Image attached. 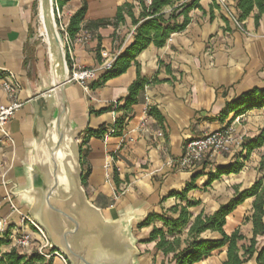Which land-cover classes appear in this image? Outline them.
<instances>
[{
  "label": "crops",
  "instance_id": "obj_1",
  "mask_svg": "<svg viewBox=\"0 0 264 264\" xmlns=\"http://www.w3.org/2000/svg\"><path fill=\"white\" fill-rule=\"evenodd\" d=\"M226 1L234 5V0ZM189 2L173 0L162 14L168 18L172 9ZM125 3L133 6V16L138 19L141 9L137 0H68L60 7L56 6L66 30L70 18L86 6L79 30L69 37L73 61L70 63L66 57L68 67L73 64L98 69L102 62L101 52L120 53L132 43L135 27L131 19L124 14V23L114 25L117 8ZM37 4L38 0H0V106L10 102L1 88L6 80L19 86L17 99L22 104L7 126L11 142L0 139V219H6L10 228L19 231L32 230L28 224H21L22 215L28 217L29 206L19 197L11 196V204L3 199L12 185L17 191L28 188L29 151L47 119L50 107L43 97L52 88L51 62L54 58L48 51L40 7L37 11L39 35L44 39L47 51L39 44L35 33ZM232 11L236 13L235 9ZM187 17L189 22L182 31L172 33L161 48L149 45L135 56L122 75L89 89L88 94L75 84L66 85L65 89L71 117L87 130L105 126L108 131L115 120H125L117 135L106 136L105 133L93 137L84 133L78 138L84 176L82 187L88 202L103 215H124L132 219L131 234L137 240L136 247L140 238L145 242L138 248L142 254L145 252L143 264H167L172 255L164 257L156 250L157 241L148 243L153 228L165 231L161 222L151 221L140 228L139 236L134 231L137 223L148 215L177 218L178 213H171V210L186 206V203L169 197V194L182 192L193 175H199L194 183L196 189L188 192L186 198L199 204L188 208L191 221L201 212L212 214L217 211L234 198L237 191L250 188L263 177L258 167L264 144L242 161L243 167L238 174L223 175L208 187L210 174L233 164L237 154L242 152L245 156V151L215 156L207 165L202 163L190 172H180L166 165L167 161L182 156L188 141L204 134L232 127L234 135L246 142L255 140L264 131V108L248 110L239 116L227 109V105L241 94L254 88L264 89V14L258 26L252 15L243 21L246 33L236 30L217 0H198L197 8ZM182 20L180 17L179 22ZM97 21L110 22V25L97 30L86 27ZM84 34L89 35L90 40L75 43V39ZM137 70L147 85L140 92L137 103L125 111L122 107ZM105 73L104 70L97 71L93 82ZM108 107L111 110L95 114ZM151 108L156 109L159 119L148 114ZM143 120L144 129L131 134L134 142L123 141L121 136L127 137V132L136 130ZM158 131L163 133L162 138L156 137ZM252 202V198L246 199L225 218L223 231L226 235L239 231L247 242L252 238V224L246 221L252 213ZM11 205L16 212L12 211ZM188 227L179 236L180 248H184ZM167 238L172 241L177 237ZM200 238L219 239V235L205 232ZM256 242L259 248L264 247V234L257 237ZM11 249L9 243L0 246L1 253ZM225 260L226 247H223L195 264H222ZM43 261L67 264L54 255ZM244 264H255V261L251 259Z\"/></svg>",
  "mask_w": 264,
  "mask_h": 264
},
{
  "label": "trees",
  "instance_id": "obj_2",
  "mask_svg": "<svg viewBox=\"0 0 264 264\" xmlns=\"http://www.w3.org/2000/svg\"><path fill=\"white\" fill-rule=\"evenodd\" d=\"M68 0H54L55 6L60 7ZM198 0H190L189 3H184L172 9L168 18L162 14V10L171 6L173 0H152L150 5H146L144 0H137L141 9L138 19H135L132 13L133 6L131 4H122L117 8L114 25L124 23V14L130 19L134 25L133 41L122 52L116 55L111 69L99 78L98 81L92 82L89 89H94L103 85L106 81L118 77L125 73L130 67L131 62L137 54L145 50L149 45L156 48H161L172 33L182 31L189 22L188 13L197 8ZM231 5V4H230ZM232 10H236V15L240 22L252 15L255 26H258L261 16L264 14V0H234V5H231ZM86 13V6L83 5L71 18L67 27V34L72 37L79 30V25ZM182 21L179 22V18ZM110 25V22L97 21L87 24L88 29L97 30L100 27ZM136 67L138 66L134 62ZM145 80L140 76L137 70L136 79L128 88V96L124 101L122 109L127 111L132 105L137 103L140 92L146 86ZM112 107V106H111ZM111 107L95 112V114H102L111 110ZM264 108V89H252L240 95V97L227 105L229 112H236L237 116L245 111L252 109ZM148 114L159 119L156 109L151 108ZM124 118L117 119L113 122L112 128L117 135L118 131L123 129ZM107 132V127L102 126L97 130H85L88 136L101 137ZM264 144V131H262L255 140H247L242 143V150L245 151V156L242 152L237 154V161L233 164L220 167L216 173L209 175L208 187L212 182L218 180L223 175L238 174L242 167L244 160L248 159L249 154L256 148ZM80 149V148H79ZM81 157V151H80ZM204 165L208 161L203 162ZM258 171L263 174V177L257 179L250 188L241 192H236L234 198L230 199L225 205L218 208L212 214H204L201 212L191 221V215L188 208L195 207L198 202H189L186 198L188 192L195 190L194 183L199 175H193L189 184L180 193H170L169 197H175L181 203H186V206H176L171 210V213H178L177 218L158 217L148 215L143 223L137 228L148 226L151 221L161 222L163 228H153L148 237V243L157 241L155 249L161 251L164 257L172 255L167 261V264H195L203 259H206L210 254L218 249L226 247V260L222 264H244L247 261L254 259L255 264H264V247L257 246L256 238L264 234V154L260 158ZM82 186L84 184V176H81ZM253 199L252 213L246 221L252 224V238L247 242L245 237L239 232L235 231L231 235H226L223 227L226 223V217L246 199ZM188 227L187 239L184 241V248H180L181 236L183 229ZM205 232L216 233L219 239H202L200 235ZM167 237H177L170 241ZM8 244L4 239H0V246ZM242 254L240 255V253ZM0 264H50L44 263L43 259L36 256H25L19 254L16 249H11L8 253H1ZM163 264V263H162Z\"/></svg>",
  "mask_w": 264,
  "mask_h": 264
},
{
  "label": "water",
  "instance_id": "obj_3",
  "mask_svg": "<svg viewBox=\"0 0 264 264\" xmlns=\"http://www.w3.org/2000/svg\"><path fill=\"white\" fill-rule=\"evenodd\" d=\"M38 7L49 42L48 51L54 58L51 72L56 69L60 80L52 83L43 97L50 109L30 147L28 188L17 191L12 185L9 194L29 206L27 215L44 233L49 251L62 255L67 264H138L140 252L131 234L132 219L124 215L105 216L86 198L76 142L86 128L71 117L67 103L69 72L62 36L56 30L55 2L38 0Z\"/></svg>",
  "mask_w": 264,
  "mask_h": 264
},
{
  "label": "built area",
  "instance_id": "obj_4",
  "mask_svg": "<svg viewBox=\"0 0 264 264\" xmlns=\"http://www.w3.org/2000/svg\"><path fill=\"white\" fill-rule=\"evenodd\" d=\"M152 0H144L146 5H150ZM220 6L226 12L229 21L236 28V30L246 33L243 27V22L238 20L236 13L232 11L231 5L226 0H217ZM54 18L57 21L56 30L60 32L62 36L64 47L65 58L67 57L72 60V42L66 33V25L61 22V16L58 10L55 8ZM56 24V23H55ZM90 40V36L87 34L78 36L75 39V43L83 44ZM102 62L98 69H87L76 67L71 65L66 66L68 69V76L66 79V85L75 84L77 85L85 94L89 93V85L96 78L97 71L104 70L108 71L111 69L112 63L118 55V53H107L101 52ZM1 88L7 94L10 102L7 105L0 106V139L3 141L11 142L7 126L9 122L13 119L16 112L21 108L22 104L18 101L17 96L19 92V86L12 82L11 80H6L2 82ZM145 127L144 120L140 123L136 130H131L127 132L128 136L122 135L123 141L129 143L134 142V138L131 136L132 133L139 132ZM114 133L112 128H109L106 132V136H111ZM156 137L162 138L163 133L158 131ZM242 140L234 135V130L232 127H228L222 131H216L208 134H204L199 138L192 139L188 141L183 150L182 156L177 159L167 161L166 165L173 167L175 170L180 172H190L197 168L198 165L202 164L204 161H210L211 158L218 155L231 154L233 152H240L242 150ZM3 201H7L11 204V195L6 194ZM12 211L16 212L17 209L12 205ZM22 226L29 225L32 230L29 231H19L15 228H10L8 226L6 219H0V238L6 240L12 249H16L19 254L25 256L36 255L43 260L49 259L51 256H56L60 260L66 263L64 257L57 252L49 251V244L42 230L38 228L29 217L22 215L21 217Z\"/></svg>",
  "mask_w": 264,
  "mask_h": 264
},
{
  "label": "rangeland",
  "instance_id": "obj_5",
  "mask_svg": "<svg viewBox=\"0 0 264 264\" xmlns=\"http://www.w3.org/2000/svg\"><path fill=\"white\" fill-rule=\"evenodd\" d=\"M37 11H38V4H37L36 10H35V14H34L35 33L37 35V39H38L39 44L45 49V51H47V46L44 43V39L39 35V24H38V20H37ZM55 23H56V26H57V21L56 20H55ZM76 142L79 145L78 139H76ZM134 231H135V235L136 236L140 235V229L136 228ZM144 243L145 242L143 241V239L140 238V242L138 243V248L142 247L144 245ZM144 255H145V252L143 254H142V252H140V256L138 258L140 264H143Z\"/></svg>",
  "mask_w": 264,
  "mask_h": 264
},
{
  "label": "bare ground",
  "instance_id": "obj_6",
  "mask_svg": "<svg viewBox=\"0 0 264 264\" xmlns=\"http://www.w3.org/2000/svg\"><path fill=\"white\" fill-rule=\"evenodd\" d=\"M40 16H41V19H42V13H41V9H40ZM43 20V19H42ZM60 80V76L59 74L56 72V69L53 70V73H52V83L55 85L59 82ZM52 134V133H51ZM52 140H56V137L54 135V133L52 134ZM66 141V140H65Z\"/></svg>",
  "mask_w": 264,
  "mask_h": 264
}]
</instances>
